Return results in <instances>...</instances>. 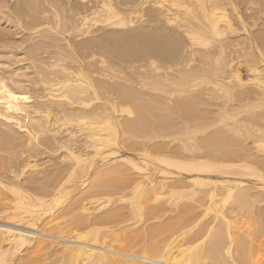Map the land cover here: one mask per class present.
Masks as SVG:
<instances>
[{
    "label": "bare ground",
    "instance_id": "bare-ground-1",
    "mask_svg": "<svg viewBox=\"0 0 264 264\" xmlns=\"http://www.w3.org/2000/svg\"><path fill=\"white\" fill-rule=\"evenodd\" d=\"M263 246L264 0H0V264Z\"/></svg>",
    "mask_w": 264,
    "mask_h": 264
},
{
    "label": "rangeland",
    "instance_id": "rangeland-1",
    "mask_svg": "<svg viewBox=\"0 0 264 264\" xmlns=\"http://www.w3.org/2000/svg\"><path fill=\"white\" fill-rule=\"evenodd\" d=\"M28 44H29V43H28ZM118 66L121 67L119 64H118ZM119 69H120V70H119ZM121 69H123V70H121ZM115 70H116V68H115ZM117 70H119V71L116 72L117 74H118V72H120V71H123V73H124V71H125L124 68H122V67H121V68H118ZM125 72H127V70H126ZM241 74L244 75L243 72H241ZM116 198H117V197H115V199H116ZM185 198L187 199V197H185ZM180 199H181V198H177L176 201H177V200H178V202L182 201V203H181V202L178 203V202L174 201L175 203H177L178 206H177L176 208H175V207H174V208H170V211L173 212V213L170 212V213H171V214H170V213L168 212V210H166V211H165L166 213L164 212V214L161 213V216L164 215V216H162V217L164 218V220H163V218L157 217V218H155L157 221L154 220V218H153V219L151 218V219H152V221H151V220L149 219V217H148V214H147L148 212H146V213L144 212V214H145L146 216L144 217V215H143V216L139 219V223H137V225H136V226H138L139 229H138V228H137V229L140 230L141 228L144 229V227L146 228V227H148V226H155L156 222H159V224H156V225L160 226V225H161V223H160V219H162L161 222L164 224V223H166V222L168 221V218H167V217H169L168 215H171L170 217H172V218L175 217L176 214H177V215H181V213H184V211L186 212V210H183V209H185V208L187 209V208H189V207H192L193 204H194V203L190 200L189 197H188V200H184V197H183L182 200H180ZM197 200L200 201V198H197ZM197 200H196V202H197ZM185 201H186V202H185ZM188 201H190V202H188ZM183 202H184V203H183ZM187 202H188V204L191 203L192 206H188V207H187V205H188ZM192 203H193V204H192ZM179 204H180V206H179ZM181 204H182V205H181ZM184 204H185V205L187 204V205L184 206ZM181 206H182V209H181ZM174 209H175V210H174ZM190 209H191V208H189V209H187V210H190ZM127 210L130 211V209H128V208H125V209H123L122 211L120 210L121 212H124V213H123V216H120V217L116 220L119 224H118L116 221H114L113 224L118 225L119 227H121V226H123L125 223H127V222H125L126 219H127L126 221H128V218H129V220H131V219L133 218V215H132V213H129V211H128V213H127ZM125 211H126V212H125ZM176 211H178V212H180V213H178V212L176 213ZM119 213H120V212H118V214H119ZM174 213H175V215H174ZM243 213H244V212H243ZM243 213L241 214V215L243 216V218H242V216H239V218H238L237 221L242 222V220L244 219V217H245V219L248 218V216H247L248 213L245 212V213H247V214L244 213L245 215H244ZM125 214H126V217L124 216ZM127 214H128V218H127ZM120 215H121V213H120ZM166 215H167V217H166ZM172 215H174V216H172ZM177 215H176V216H177ZM191 215H192V214H191ZM122 217H124V218H122ZM170 217H169V218H170ZM240 217H241V218H240ZM120 218H122V219H120ZM158 218H159V219H158ZM137 219H138V218H137ZM165 219H166V220H165ZM118 220H120V221H118ZM121 220H123V222H122ZM149 220H150V221H149ZM208 220H209V219H208ZM153 221H156V222L152 223ZM244 221H245V223H246L247 220H243V222H244ZM245 223H244V224L242 223V224L245 225ZM67 224H69V223H67ZM113 224H112V225H113ZM105 225H106V224H105ZM105 225H103V227H104ZM112 225H109V224H108V225H106L104 228H106V229L108 230V228H109L110 226H112ZM158 226H155V227H158ZM103 227L100 228V230L104 231L105 229H104ZM245 227H247V226H245ZM116 229H117V227H116ZM55 234L57 235V233H53V235H55ZM134 234L137 235V233H135V232H134ZM107 235L109 236L108 238L111 237V235H109V234H107ZM122 235H123V236H122ZM122 235H121V238L123 237L122 239L125 241V243H124V241H123L120 237H119V238H120V241H123V243H124L125 245L127 244L126 242L129 241V239H130V238H129L130 235H131L132 237L135 236V235H133V233H131V232H128L127 235H126V234H122ZM125 235H126V237H125ZM108 238L106 239V241L108 240ZM116 238H118V237H116ZM124 238H127V239H124ZM158 238H159V237H158ZM158 238H157L156 241L159 240ZM110 239H113V238H110ZM110 239H109L110 244H111V245H115L113 242L111 243V240H110ZM139 240H140V239H139ZM112 241H113V240H112ZM141 241H142V242H141ZM129 242H130V241H129ZM139 242H140L141 244H145L144 242H146V240H145V241L140 240ZM153 242H155V239H154ZM130 243L132 244L131 246H134V245H135L137 248H138V247H140V249L142 248V247H141V244H137L138 242L136 243L135 240H134V243H132V242H130ZM135 243H136V244H135ZM110 244H109V245H110ZM124 244H123V245H124ZM125 245H124V246H125ZM138 245H139V246H138ZM131 246H128V248H131ZM126 248H127V246H126ZM133 248H134V247H133ZM133 248H132V249H133ZM137 248H136V249L134 248V249H135L134 251H137ZM140 249H138V251H139ZM262 249H263V252H264V246L262 247ZM261 252H262V251H261ZM263 252L260 253V256H261V260H262V261H264V260H263L264 258H262V257H264V256H263V255H264ZM262 254H263V255H262ZM38 256H40V255H38ZM49 263H52V264L57 263V260L55 261V259H54L53 262H48V263H46V264H49ZM261 264H264V263L261 262Z\"/></svg>",
    "mask_w": 264,
    "mask_h": 264
}]
</instances>
